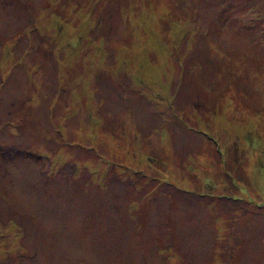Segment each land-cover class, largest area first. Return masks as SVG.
<instances>
[{
    "label": "rangeland",
    "instance_id": "1",
    "mask_svg": "<svg viewBox=\"0 0 264 264\" xmlns=\"http://www.w3.org/2000/svg\"><path fill=\"white\" fill-rule=\"evenodd\" d=\"M0 264H264V0H0Z\"/></svg>",
    "mask_w": 264,
    "mask_h": 264
}]
</instances>
